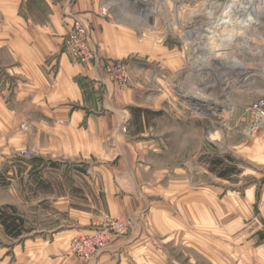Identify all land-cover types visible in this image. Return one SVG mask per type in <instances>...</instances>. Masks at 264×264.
<instances>
[{"label": "rangeland", "instance_id": "obj_1", "mask_svg": "<svg viewBox=\"0 0 264 264\" xmlns=\"http://www.w3.org/2000/svg\"><path fill=\"white\" fill-rule=\"evenodd\" d=\"M175 2L185 14L177 36L168 28ZM230 2L236 12L246 13L253 5L252 0H103L107 8L97 14L105 19L111 16L114 22L136 18L146 23L140 31L128 26L127 44L119 35L123 48L112 61L124 64L128 77L124 88L130 101L121 111L127 120L120 132L133 149L142 198L149 208L163 213L162 226L171 225L168 231L161 232L159 222V228L150 230L141 219L104 215L99 207L102 174L94 168L104 164V158L78 154L76 163L42 153L28 126L17 122L21 113L34 110L16 109L11 94L9 123L0 125V177L8 178V185L0 187V207L13 205L27 227L47 230L63 221L55 219L49 193H67L71 208L93 215L87 230L69 240L66 256L74 264H89L106 248L89 259H79L72 245L109 219L127 221L129 228L108 241L127 237L136 228L141 239L144 235L149 239L153 260L240 264L242 257L251 261V255L240 249L247 243L257 244L253 237L260 228L264 230L261 217L255 223L264 208V124L256 133L251 131L252 106L264 101V0H256L255 21L235 38V46L218 56L224 47L218 42L237 18L236 12L224 13ZM20 132L26 135L24 141L17 137ZM225 157L231 159L225 163L237 170L230 180L219 179L208 169L211 158ZM33 160L39 161L42 180L51 183L50 192L30 190ZM212 200L215 208L209 210ZM14 245L0 233V247L10 248L8 255Z\"/></svg>", "mask_w": 264, "mask_h": 264}, {"label": "crops", "instance_id": "obj_2", "mask_svg": "<svg viewBox=\"0 0 264 264\" xmlns=\"http://www.w3.org/2000/svg\"><path fill=\"white\" fill-rule=\"evenodd\" d=\"M104 5L103 0H0V125L9 123L11 94L16 109L34 110L21 113L17 122L28 126L35 147L42 153L76 163L74 156L78 154L104 158V164L94 167L102 174L99 207L104 215L141 219L145 225L149 223L150 230L159 228V222L161 232L168 231L171 225L162 226L163 213L149 208L142 198L135 155L120 132L127 120L121 111L130 101L129 90H119L102 71L101 65L117 57L123 48L119 35L125 42L130 36V25L97 15ZM73 17L90 31L89 43L97 56L94 68H86L66 50ZM17 137L24 141L26 135L20 132ZM49 194L53 195L52 213L57 221L63 218L61 224L47 230L32 228L17 240L7 238L0 226L4 239L17 243L10 255V248L0 247V264H74L66 256L69 240L87 230L93 215L71 208L65 192ZM212 208L213 200L209 210ZM227 216L232 220L231 212ZM256 216V224L258 217L264 220V208ZM260 229L253 235L257 244L241 246L240 252L250 254L251 261L241 257L240 264H264V230ZM139 234L135 228L127 237L111 238L89 264H168L153 260L149 239L145 235L141 239Z\"/></svg>", "mask_w": 264, "mask_h": 264}, {"label": "built area", "instance_id": "obj_3", "mask_svg": "<svg viewBox=\"0 0 264 264\" xmlns=\"http://www.w3.org/2000/svg\"><path fill=\"white\" fill-rule=\"evenodd\" d=\"M104 15V12H103ZM66 50L75 60L86 68H94L97 62L95 50L90 46L89 34L84 24L76 17L72 18V25L67 36ZM105 78L115 84L119 90L125 87L128 81L125 65L112 60L101 65ZM254 116L251 126L252 133L261 128L264 121V101H259L252 106ZM129 223L120 219H109L105 223L92 228L88 234L78 237L73 242V252L79 259H89L106 247L110 236H122L127 232Z\"/></svg>", "mask_w": 264, "mask_h": 264}, {"label": "trees", "instance_id": "obj_4", "mask_svg": "<svg viewBox=\"0 0 264 264\" xmlns=\"http://www.w3.org/2000/svg\"><path fill=\"white\" fill-rule=\"evenodd\" d=\"M138 112V111H137ZM140 113L137 117L140 118ZM231 161L229 157L222 158H211L209 163V172L215 174L219 179L230 180L233 174L237 173L235 166L231 164H226L225 161ZM21 164V163H20ZM34 170L32 171L30 177L31 188L30 190L34 193L36 191L50 192L52 188L51 183L42 180L40 172L37 171L39 161L33 160L29 163ZM51 166H55V163H51ZM22 166H19V169ZM19 173L21 172L18 170ZM8 178L0 177V187H5L8 185ZM0 226L3 229L5 236L11 240H17L25 234L32 231L31 228L26 226V221L18 214L16 208L12 205H3L0 207Z\"/></svg>", "mask_w": 264, "mask_h": 264}, {"label": "bare ground", "instance_id": "obj_5", "mask_svg": "<svg viewBox=\"0 0 264 264\" xmlns=\"http://www.w3.org/2000/svg\"><path fill=\"white\" fill-rule=\"evenodd\" d=\"M233 1H235V0H233ZM109 3H110V1H109ZM251 4H253L252 7L248 8L246 13H244L242 11H241L242 13L241 12H236L235 9H234V4L232 2H230L229 6H228V9L226 11H224L225 14L226 13L232 14V13L236 12L237 18H236V21H232V24L231 25L229 24V26L225 29L224 32H225L226 36L223 35V37L219 40L218 43H220L221 45H224V47L220 48L219 52L216 53V54H218V56L222 55V54H226L228 51H230L232 49V47H234L235 44H236L235 42H233L235 40V38H239L240 35L244 34L248 30L247 28L250 27V25H252L253 21H255L253 16H254V14H257L256 13V9L257 8L255 6L256 5V0H252ZM107 5H108V3L105 4L104 8H107ZM173 7H174L173 8V19H172V22L169 23L168 28L174 34L176 33V36H177V32H180V30L182 28V25L180 23H181V21L185 20V14L182 12V7L179 5L178 2H175ZM211 14H213V13H211ZM152 18L154 20V18H155L154 15H152L151 19ZM257 19H258V17H257ZM133 20H135V21H130L129 19H123L122 18V19L116 20V22L119 25H125V24H129L130 25L131 24V26L133 28L138 29V30L141 28V26L146 25V23H144L142 20H138L136 18H134ZM142 37L145 38V35H142ZM199 68H200V65H199L198 69ZM263 124H264V121H263Z\"/></svg>", "mask_w": 264, "mask_h": 264}]
</instances>
